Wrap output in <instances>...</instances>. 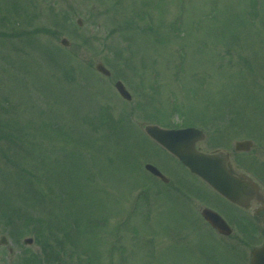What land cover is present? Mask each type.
Segmentation results:
<instances>
[{
	"label": "rangeland",
	"instance_id": "1",
	"mask_svg": "<svg viewBox=\"0 0 264 264\" xmlns=\"http://www.w3.org/2000/svg\"><path fill=\"white\" fill-rule=\"evenodd\" d=\"M159 123L251 139L264 186V0H0V264H249L264 215L214 232L201 207L239 211L156 155Z\"/></svg>",
	"mask_w": 264,
	"mask_h": 264
},
{
	"label": "water",
	"instance_id": "2",
	"mask_svg": "<svg viewBox=\"0 0 264 264\" xmlns=\"http://www.w3.org/2000/svg\"><path fill=\"white\" fill-rule=\"evenodd\" d=\"M62 43L68 45L66 39H63ZM96 69L106 76L111 75V72L102 63L97 64ZM115 87L122 97L129 101L132 99L131 94L121 81H117ZM145 130L153 139L175 154L192 172L201 176L232 202L248 207V200L258 195L257 185L245 181L244 178L236 177L232 168L226 165V154L222 152L203 154L195 149V142L204 139L202 131L196 128L163 130L156 126H147ZM237 146L248 150L250 143H237ZM146 168L153 174L162 176L156 167L147 164ZM202 215L220 233L229 235L232 232L224 219L213 210L205 208ZM1 242L6 243V238L2 237ZM25 242L32 244L33 239H26ZM250 264H264V246L252 250Z\"/></svg>",
	"mask_w": 264,
	"mask_h": 264
},
{
	"label": "flooded vegetation",
	"instance_id": "3",
	"mask_svg": "<svg viewBox=\"0 0 264 264\" xmlns=\"http://www.w3.org/2000/svg\"><path fill=\"white\" fill-rule=\"evenodd\" d=\"M197 148L200 151L207 152V150L202 149L199 145H197ZM226 151L229 153L230 161H231L234 169L236 170V172L241 173V174H248V172L245 170V168L244 169L240 168V166H243L240 164V162H243L245 160L247 154H251V152L246 153V152L237 151V150H230V149H227ZM237 157H239L240 161L237 160ZM249 176L252 179L257 181V178H255L254 176H252V175H249ZM250 203H251V209L248 211H250L251 214L256 215L258 217L264 215V205L260 204V202H258L257 200H255L253 198H252Z\"/></svg>",
	"mask_w": 264,
	"mask_h": 264
},
{
	"label": "trees",
	"instance_id": "4",
	"mask_svg": "<svg viewBox=\"0 0 264 264\" xmlns=\"http://www.w3.org/2000/svg\"><path fill=\"white\" fill-rule=\"evenodd\" d=\"M53 255V254H52ZM39 255L38 254H35V255H33V257H32V260H31V262H33V263H35V264H38V263H40V260L41 259H39ZM43 257H45V262H47V264H55L54 263V260H53V257H55V256H51V255H49V254H47V255H45V256H43ZM42 261V260H41ZM44 262V263H45Z\"/></svg>",
	"mask_w": 264,
	"mask_h": 264
}]
</instances>
